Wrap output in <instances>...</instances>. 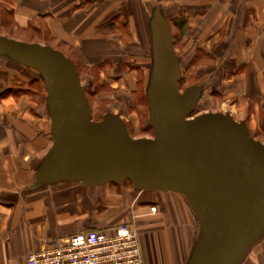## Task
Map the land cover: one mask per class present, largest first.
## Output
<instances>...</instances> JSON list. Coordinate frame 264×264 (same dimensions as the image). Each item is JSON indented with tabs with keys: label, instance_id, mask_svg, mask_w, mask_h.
Returning a JSON list of instances; mask_svg holds the SVG:
<instances>
[{
	"label": "crops",
	"instance_id": "obj_1",
	"mask_svg": "<svg viewBox=\"0 0 264 264\" xmlns=\"http://www.w3.org/2000/svg\"><path fill=\"white\" fill-rule=\"evenodd\" d=\"M157 2L0 0V36L46 43L69 58L78 74L96 68L101 84L124 87L117 81L126 77L134 88L136 70L130 64L137 61L125 57L118 64V59L129 49L134 56L147 41L151 47L152 11L158 8L176 41L181 75L184 62L193 70L202 66L199 73H208L204 81L222 97L216 112L245 122L257 139L252 131L264 129V0ZM204 57L213 63L209 69ZM23 69L0 52V90L10 87L15 74L24 77ZM116 71L121 78H103ZM95 96L106 98L104 91ZM45 99L48 107L35 114L28 93L0 97V264H28L31 253L75 233L122 222L137 228L144 264H186L198 227L181 194L139 188L130 179L89 184L54 179L44 171L54 144L48 95ZM241 264H264V239Z\"/></svg>",
	"mask_w": 264,
	"mask_h": 264
},
{
	"label": "water",
	"instance_id": "obj_2",
	"mask_svg": "<svg viewBox=\"0 0 264 264\" xmlns=\"http://www.w3.org/2000/svg\"><path fill=\"white\" fill-rule=\"evenodd\" d=\"M155 13L150 138H133L115 114L94 121L74 63L60 51L23 44L49 51L42 62L6 50L35 66L47 84L54 144L43 169L54 179L89 184L130 179L139 188L178 192L198 221L186 264H240L264 237V143L228 113L187 117L201 88L180 92L172 35Z\"/></svg>",
	"mask_w": 264,
	"mask_h": 264
},
{
	"label": "rangeland",
	"instance_id": "obj_3",
	"mask_svg": "<svg viewBox=\"0 0 264 264\" xmlns=\"http://www.w3.org/2000/svg\"><path fill=\"white\" fill-rule=\"evenodd\" d=\"M157 3H158L157 0H153V4H157ZM155 11H158V14L162 15L160 9L154 8L152 11V18L156 17ZM26 43L27 42L25 41L8 38L5 35L0 36V51H5L3 53H6V55L8 54V57L16 59L19 62V64L24 66L23 69L24 72L22 75L25 77L24 78L20 76V74L19 75L15 74L14 78H12L11 80L12 84H10V87L4 90H0V97L9 95L11 93L14 95L28 93L30 96L33 97V100L36 103L34 108V113L37 114V112H39L37 108L44 111L46 110V106L48 107V105L45 104L46 103L45 98L48 95V91H47V85L43 79L44 77L43 75L40 74V72L37 70L35 66H32L28 62L15 58L12 54L6 52V50L7 49L10 50L14 54L20 57L21 56L23 58L30 57L35 61H42V62L45 60L46 57L47 58L50 57L51 54L49 53V51H46L44 49H38L36 47L32 48L30 46L23 45ZM37 44L44 47L50 46L46 43L43 44L37 43ZM147 44L149 45L148 41L146 42V46H141V48L140 47L137 48V53L134 56L130 53H127L129 52L130 49L129 50L126 49L127 51H124L126 55L120 56V58L118 59L119 60L118 64H120V62L126 57L130 59L131 62L133 61L135 63L137 61V64L141 66V68L138 69L137 66L130 64L131 65L130 67L136 70V84H135L136 86L134 88L129 87V85L127 86L128 83L125 82L127 81L126 77L123 78L122 83L121 81L120 82L117 81L118 82L117 86H121L123 84L124 87H111V86L109 87L107 86V83L101 84L99 80L100 72L96 68L92 70L84 69L83 73L78 74L80 85L85 91L86 97L90 104L92 119L94 121L101 120L104 114L107 112L114 111L116 113H119L121 116H123L122 119L126 122V127L128 128V131L133 138H150L154 136V130L149 124V104L146 95L150 85V79H151V73H152V67L154 61L153 41L151 43V47H149ZM172 45L174 50V48L176 47V41L173 40V38H172ZM209 59H210L209 57L203 58L204 63L207 64L206 67L208 66L206 69H209L211 66H213V63ZM182 65H183L182 66L183 72L178 82V87L180 92H184L185 89L191 86H198L201 88L200 96L196 100L193 110L187 115V117L192 118L206 112H216L217 107L220 104V101L222 100V97L212 93L211 86L209 85L210 80L204 81L208 73L207 72L199 73L198 70H200V68L204 69L202 66L200 68L196 67L193 70L191 69V67L190 68L189 66L187 67L186 62H184ZM120 67L121 66H119V68ZM120 72L121 71H116V73L113 72L112 75L105 74V77L103 78L105 80L107 78L112 79L113 76L114 79L118 77L121 78L123 74H121ZM210 79L215 82L216 80L215 75H212ZM103 91L106 94V98L96 99L95 95L102 94ZM252 133L257 138V140L264 142V129L261 128V126L258 129L252 131ZM175 193L180 195V193L178 192ZM196 225L198 227L197 219H196ZM263 239L264 237L258 243H256L252 247V249H254ZM251 250L241 260L240 264L243 263L244 260L248 257Z\"/></svg>",
	"mask_w": 264,
	"mask_h": 264
},
{
	"label": "built area",
	"instance_id": "obj_4",
	"mask_svg": "<svg viewBox=\"0 0 264 264\" xmlns=\"http://www.w3.org/2000/svg\"><path fill=\"white\" fill-rule=\"evenodd\" d=\"M152 205L150 212L155 213ZM28 264H144L140 236L133 223L75 233L28 257Z\"/></svg>",
	"mask_w": 264,
	"mask_h": 264
},
{
	"label": "flooded vegetation",
	"instance_id": "obj_5",
	"mask_svg": "<svg viewBox=\"0 0 264 264\" xmlns=\"http://www.w3.org/2000/svg\"><path fill=\"white\" fill-rule=\"evenodd\" d=\"M134 66H137V67H138V69H140V68H141V66H140L139 64H135Z\"/></svg>",
	"mask_w": 264,
	"mask_h": 264
}]
</instances>
